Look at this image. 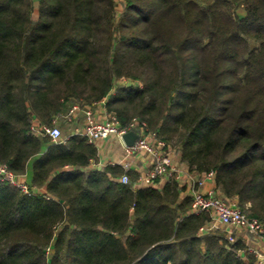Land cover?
<instances>
[{"label": "trees", "instance_id": "16d2710c", "mask_svg": "<svg viewBox=\"0 0 264 264\" xmlns=\"http://www.w3.org/2000/svg\"><path fill=\"white\" fill-rule=\"evenodd\" d=\"M33 10L0 0V164L29 188L0 181V264H254L234 232L199 235L210 217L190 213L177 181L136 187L130 171L121 184L120 166L90 167L97 148L85 138L53 143L30 128L106 99L107 115L144 122L264 225V0H38L36 20Z\"/></svg>", "mask_w": 264, "mask_h": 264}, {"label": "built area", "instance_id": "2783aa9c", "mask_svg": "<svg viewBox=\"0 0 264 264\" xmlns=\"http://www.w3.org/2000/svg\"><path fill=\"white\" fill-rule=\"evenodd\" d=\"M106 99L96 103L105 110ZM82 112L84 115V127L80 132H76L85 138L89 143L94 144L98 140L114 137L122 146L124 153L123 161L119 164L112 163V166H120L124 174L119 178L121 184H128V172L131 171L130 159L139 152L147 153L152 157L150 167L137 177L136 187H159L162 182L173 179L177 182L187 179L188 175L175 165L171 159L170 147L162 140L156 138L155 133L149 132L144 122L132 119L127 125L123 126L115 116H109L102 120L96 118L92 109H80L79 106H72L68 113L59 116L52 122V126H39L33 124L30 132L35 136L47 137L53 143L62 140L60 130L55 126L58 119L71 122L75 115ZM135 135L133 144L128 145L124 137L127 134ZM92 162L91 165H94ZM190 173V172H189ZM25 176H15L10 172L6 165L0 164V181L19 188L24 193H29V188L24 180ZM214 180V173H204V177L195 184L191 185L190 197L192 199V214L207 213L210 223L199 229V235L213 231L217 226H227L233 230L246 233L253 245L246 246V250L254 258V264H264V225L255 218H249L234 201L224 200L219 197L213 188L203 190L206 181Z\"/></svg>", "mask_w": 264, "mask_h": 264}, {"label": "crops", "instance_id": "0c3cea01", "mask_svg": "<svg viewBox=\"0 0 264 264\" xmlns=\"http://www.w3.org/2000/svg\"><path fill=\"white\" fill-rule=\"evenodd\" d=\"M93 113L95 114L96 118L99 120H102L106 117V112L104 109H102L99 106H94L91 108ZM84 127V115L82 112H79L77 115L74 116L73 120L69 122L68 125H64L66 135L65 137H70L72 135H76V132H80L83 130ZM94 146L97 148V161L94 163V165H90L91 168L94 169H102L103 167L110 165L112 163L119 164L123 161V150L122 146L118 142V140L114 137H110L108 139H102L98 140L94 143ZM170 155L173 163L177 165L182 171H185L188 175L187 179L181 180L178 182L179 186L182 189L181 198L184 197H190V188L192 184H195L200 179L204 177L203 174H197L195 172H190L186 165L182 164L179 160V157L177 156L175 151H172L170 149ZM152 157L144 152H139L135 154L131 159V172L139 176L140 174L144 173L151 165ZM119 180V179H118ZM166 182H162V185L159 186L161 188ZM213 188L215 189V183L214 180H209L205 182V185L203 186V190H207ZM38 192L43 193V189L39 190ZM190 213L191 210H190ZM223 228L226 232L231 233V231H228L227 226H220ZM232 230V228H230ZM239 233V232H238ZM240 238L243 239V242L246 246L253 245V242L250 241V239L247 237L246 233L241 231L239 233Z\"/></svg>", "mask_w": 264, "mask_h": 264}, {"label": "rangeland", "instance_id": "374dc122", "mask_svg": "<svg viewBox=\"0 0 264 264\" xmlns=\"http://www.w3.org/2000/svg\"><path fill=\"white\" fill-rule=\"evenodd\" d=\"M32 1H33V5H34V10H33V16H32V18H33L34 20H36V19H37V16H38V11H37L38 0H32ZM115 13H116V18L118 19L119 15L122 13V6H121V5H117V6H116ZM123 84H126V85H127V83H126L125 81L120 82V85H123ZM63 122H64V124H69V123L66 122V120H61V119H58L57 122L55 123V126H56V127L60 130V132H61V137H65V135L67 134L66 131H65V128H64V124H63ZM170 149H171L172 151H175V152H176V149H175V148L170 147ZM24 180H25V177H24ZM216 229L225 232V230H224L223 228H221L220 226H217V228H215L213 231H215ZM228 231L234 232V233L236 234V237H241V236H239V233H241V231L233 230V229L231 230L230 228H228ZM238 232H239V233H238ZM228 235H229V234H228ZM48 254H49L48 257H50L51 251H49ZM240 254H241V257H242L245 261H246V260L248 261L249 258L252 259V257H253V256L250 257L249 255H244L243 252H240ZM249 260H250V259H249Z\"/></svg>", "mask_w": 264, "mask_h": 264}, {"label": "water", "instance_id": "95a60500", "mask_svg": "<svg viewBox=\"0 0 264 264\" xmlns=\"http://www.w3.org/2000/svg\"><path fill=\"white\" fill-rule=\"evenodd\" d=\"M134 138H135V135H134L133 133H130V134H127V135L124 137V140H125V142H126L128 145H131V144H133Z\"/></svg>", "mask_w": 264, "mask_h": 264}]
</instances>
